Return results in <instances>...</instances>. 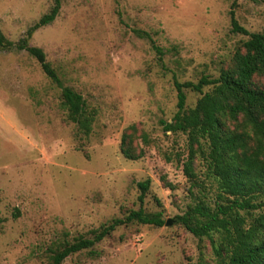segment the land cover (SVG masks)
<instances>
[{
  "label": "rangeland",
  "instance_id": "rangeland-1",
  "mask_svg": "<svg viewBox=\"0 0 264 264\" xmlns=\"http://www.w3.org/2000/svg\"><path fill=\"white\" fill-rule=\"evenodd\" d=\"M261 1L61 0L53 22L27 43L84 100L93 116L84 136L67 120L61 89L16 48L53 0H0V32L13 45L0 49V264H47L57 244L91 239L140 206L161 213L164 226L117 227L62 264H217L209 240L175 221L198 197L191 180L211 206L216 185L198 158L188 178L187 137L164 132L162 123L176 112L174 80L218 77L247 40L231 32L230 12L247 32L264 30ZM142 33L162 49V63ZM198 98L187 91V108ZM132 125L135 151H142L134 161L120 150Z\"/></svg>",
  "mask_w": 264,
  "mask_h": 264
},
{
  "label": "trees",
  "instance_id": "trees-1",
  "mask_svg": "<svg viewBox=\"0 0 264 264\" xmlns=\"http://www.w3.org/2000/svg\"><path fill=\"white\" fill-rule=\"evenodd\" d=\"M60 4L61 0H53L50 12L27 31L16 48L33 58L43 74L61 89V106L66 109L67 120L87 136L93 116L86 111L84 100L62 87L43 52L27 43L33 32L53 22ZM229 16L231 32L246 36L247 40L232 55L227 68L221 69L216 78L202 76L196 83L173 81L176 112L169 122L162 123L164 132L186 135L189 153L183 169L188 178L195 177L193 163L198 158L216 185L211 206L200 184L191 180L190 188L198 189V197L175 221L194 237L209 240L217 264H264V84L259 82L264 79V30L249 33L237 24L233 12ZM138 36L150 41L162 63V49L154 45L148 34ZM12 46L0 32V49L11 50ZM187 91L200 95L192 108L186 106ZM136 132L135 126L128 127L120 143L123 156L133 161L142 156V151H135ZM140 138L147 143L144 134ZM138 188L142 205L149 181L139 183ZM129 224L161 228L165 221L161 213L147 214L140 206L125 218L100 227L91 239L79 237L57 244L49 249L47 264H62L68 257L100 243L117 227Z\"/></svg>",
  "mask_w": 264,
  "mask_h": 264
}]
</instances>
